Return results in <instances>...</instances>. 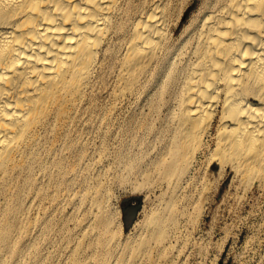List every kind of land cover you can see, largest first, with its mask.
Segmentation results:
<instances>
[{"label": "bare ground", "instance_id": "obj_1", "mask_svg": "<svg viewBox=\"0 0 264 264\" xmlns=\"http://www.w3.org/2000/svg\"><path fill=\"white\" fill-rule=\"evenodd\" d=\"M172 24L162 0H0V197L48 133L64 136L107 69H115L119 101L149 81L177 86L175 128L153 164L176 203L151 215L138 248L123 242L132 261L121 264H137L142 248L164 240L197 184L189 174L200 157L264 189V0H203L175 47ZM94 205L103 211L100 196ZM7 221L0 247L15 227Z\"/></svg>", "mask_w": 264, "mask_h": 264}, {"label": "rangeland", "instance_id": "obj_2", "mask_svg": "<svg viewBox=\"0 0 264 264\" xmlns=\"http://www.w3.org/2000/svg\"><path fill=\"white\" fill-rule=\"evenodd\" d=\"M162 1L174 22L175 47L203 0ZM177 94L164 79L119 101L115 69H107L64 136L48 133L30 169L0 197V226L6 218V226L15 225L0 247V264L131 263L123 242L129 238L128 246L138 248L149 235L151 215L176 203L153 164L175 128ZM207 165L198 159L189 174L197 178L192 194L185 192L164 240L142 248L137 264H264V189L243 182L231 168L219 172L217 162ZM99 196L103 211L94 205Z\"/></svg>", "mask_w": 264, "mask_h": 264}]
</instances>
